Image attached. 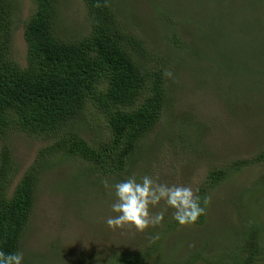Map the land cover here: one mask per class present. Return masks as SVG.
I'll list each match as a JSON object with an SVG mask.
<instances>
[{
  "label": "trees",
  "instance_id": "obj_1",
  "mask_svg": "<svg viewBox=\"0 0 264 264\" xmlns=\"http://www.w3.org/2000/svg\"><path fill=\"white\" fill-rule=\"evenodd\" d=\"M82 1L86 7V29L62 36L58 29L59 1L35 0V10L33 8L24 25L27 60L26 66L22 67L10 55L15 27L18 26L16 6L13 0H0V142H5V137L16 131L48 143L39 150L14 189L17 163L12 150L6 143L2 144L0 249L5 252L21 251L23 238L32 230L42 174L57 171L61 175L64 164L71 163L73 171L81 177L79 183L84 186L121 181L131 176L138 164V155L149 141L160 138L166 143H174L172 126L177 119L172 115L164 120L166 106L171 101L169 70L166 66H159L158 60H153L156 56L149 52L140 32L127 26L128 21L119 11L116 0ZM253 1L264 4V0H252L248 5ZM212 2L221 5L235 0ZM241 3L246 2L241 0ZM164 8L160 16L169 22L172 33L169 39L175 45L184 46L182 38L185 35L180 34V30L188 31L192 39H189L190 45L196 50L193 38L197 35L193 33H199L196 30L209 31L202 29L204 25L186 22V18L175 24L174 14L169 18V9ZM230 9L221 6L218 15H214L216 31L231 23L226 15ZM187 15V19L191 17V14ZM189 22L195 28H189ZM257 30L259 34H256ZM238 31L255 41L264 39V32L252 21ZM235 55L238 58L240 53L237 51ZM256 58L263 60L262 54H257ZM227 60V67L232 69L230 60ZM248 64L254 75L260 74V79L264 78V66L253 69ZM237 86L230 96V106L236 110L247 98L241 92L243 88L239 91ZM257 105L263 107L264 101L259 100ZM89 129L99 130L100 138L89 136ZM262 163L264 136L253 156L211 168L199 189L200 195L208 196L244 168ZM256 185L264 190V177L261 184L257 182ZM102 193L104 197L108 195L102 189L95 195ZM244 193L243 197H246V190ZM91 207L94 211L97 209ZM92 212L85 211V219L92 221ZM172 213L164 215L159 225L134 234L138 240L148 242L147 249L132 247V240L116 244L105 253L88 255V250L82 248L78 253L80 258L72 264H155L154 259L159 257L160 261H165L169 255H173V259L160 264H195L193 258L183 257L182 249L171 247L169 241L180 235V229L185 225H203L207 213L196 222L184 225L178 224ZM246 221L238 227L235 238L229 237L233 241L230 245L220 243L218 247L208 248L213 253L207 254L209 264H264V229L257 223V216L251 225ZM61 262L69 264L64 260Z\"/></svg>",
  "mask_w": 264,
  "mask_h": 264
},
{
  "label": "rangeland",
  "instance_id": "obj_2",
  "mask_svg": "<svg viewBox=\"0 0 264 264\" xmlns=\"http://www.w3.org/2000/svg\"><path fill=\"white\" fill-rule=\"evenodd\" d=\"M58 1V29L61 35H74L86 29L83 1ZM212 1L116 0L119 11L128 21L127 26L140 32L149 52L156 56L153 60H158V65L166 66L171 73L168 79L171 101L166 106L164 120L172 115L177 119L172 126L174 143H166L159 138L145 144L131 174L137 178L147 174L160 182L200 189L211 168L253 156L259 140L263 139L264 106L257 104L259 100L264 101V78L260 79V74L254 75L248 62L253 69L264 66V39L255 41L238 29L252 21L264 32V4L253 1L248 5L252 0H245L246 3L240 5L241 0H235L234 3L216 5ZM13 2L18 26L15 27L10 55L25 67L27 44L24 25L31 17L33 8L35 10V0ZM164 6L169 9V18L174 14L175 24H180L179 21L186 18V22L204 25L202 29L209 31L196 30L199 33H193L197 35L193 38L196 50L190 45L192 39L188 31L184 33L180 30V34L186 36L181 37L184 46L175 45L169 39L172 36L169 22L160 16ZM221 6L231 8L226 13L231 23L216 31L214 15H218ZM187 14H191L188 19ZM209 20L212 22L209 23ZM189 23V28H195L193 23ZM259 33L257 30L256 34ZM237 51L240 53L238 58L233 56ZM257 54H262L263 60L256 58ZM227 59L232 69L226 65ZM236 86L239 91L243 88L241 92L247 97L237 110L230 106V96ZM87 132L89 136L100 138L99 130L89 129ZM5 143L12 150L17 163V176L12 185L14 189L39 150L48 143L39 137L16 131L8 134L5 142H0V150ZM73 167L71 163L64 164L65 170L61 175L57 171L42 174L43 178L38 184L35 222L22 240L24 264H62V260L72 264L80 258L78 253L82 248L88 250V255L105 253L111 250L110 247L129 240L133 241L132 247L147 249L148 242L138 240L134 234L146 232L148 228L143 231L131 225L110 228L106 223V218L114 215L110 208L115 199L111 185L119 181L110 180L108 186L102 182L87 187L79 183L81 177L73 171ZM262 177L264 163L244 168L226 180L208 194L207 221L199 226L185 225L180 229L181 234L171 239L169 245L182 249L183 257L193 258L195 264H209L207 254L212 252L211 247H218L220 243L230 245L233 241L229 237H236L235 232L246 219V223L251 225L257 216V223L264 229V190L256 185L257 182L261 184ZM101 189L108 195H95ZM245 190L246 197H243ZM91 206L97 209L94 211ZM165 208V215H171L172 208L164 205L163 201L152 212ZM85 211L88 214L93 211L92 221L85 219ZM171 259L173 255H169L165 261H160L158 257L153 262L160 264Z\"/></svg>",
  "mask_w": 264,
  "mask_h": 264
},
{
  "label": "clouds",
  "instance_id": "obj_3",
  "mask_svg": "<svg viewBox=\"0 0 264 264\" xmlns=\"http://www.w3.org/2000/svg\"><path fill=\"white\" fill-rule=\"evenodd\" d=\"M36 7V6H35ZM171 76V73H167ZM108 186L107 181L104 182ZM115 199L111 203L106 223L110 228L134 226L143 231L159 225L164 220L165 210L153 213L163 201L173 209L172 218L180 225L196 222L206 212L209 197L201 196L198 187L184 184H168L151 175H136L111 185ZM0 264H24V253L20 250L5 252L0 249Z\"/></svg>",
  "mask_w": 264,
  "mask_h": 264
}]
</instances>
